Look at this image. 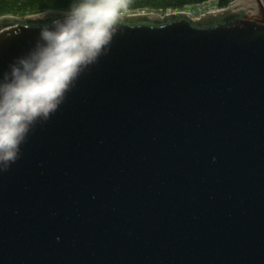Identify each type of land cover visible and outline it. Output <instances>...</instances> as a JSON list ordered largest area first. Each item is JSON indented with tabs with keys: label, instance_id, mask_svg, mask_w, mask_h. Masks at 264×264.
I'll list each match as a JSON object with an SVG mask.
<instances>
[{
	"label": "water",
	"instance_id": "obj_1",
	"mask_svg": "<svg viewBox=\"0 0 264 264\" xmlns=\"http://www.w3.org/2000/svg\"><path fill=\"white\" fill-rule=\"evenodd\" d=\"M64 13L0 18V70ZM115 28L0 172V264H264V0Z\"/></svg>",
	"mask_w": 264,
	"mask_h": 264
},
{
	"label": "clouds",
	"instance_id": "obj_2",
	"mask_svg": "<svg viewBox=\"0 0 264 264\" xmlns=\"http://www.w3.org/2000/svg\"><path fill=\"white\" fill-rule=\"evenodd\" d=\"M118 0H73L62 19L41 28L24 54L0 70V172L19 158L38 121L58 109L79 74L109 52Z\"/></svg>",
	"mask_w": 264,
	"mask_h": 264
},
{
	"label": "trees",
	"instance_id": "obj_3",
	"mask_svg": "<svg viewBox=\"0 0 264 264\" xmlns=\"http://www.w3.org/2000/svg\"><path fill=\"white\" fill-rule=\"evenodd\" d=\"M215 2L217 8H226L233 0H118L119 13L159 12L183 10L188 6ZM73 0H0V18H25L45 12H66Z\"/></svg>",
	"mask_w": 264,
	"mask_h": 264
},
{
	"label": "built area",
	"instance_id": "obj_4",
	"mask_svg": "<svg viewBox=\"0 0 264 264\" xmlns=\"http://www.w3.org/2000/svg\"><path fill=\"white\" fill-rule=\"evenodd\" d=\"M187 9L178 10V9H172L167 10L163 15H169V14H175V13H188L192 16L194 20H197L201 18L202 16L208 14V13H214L219 11L220 9L217 8L215 2L209 1L198 5L188 6Z\"/></svg>",
	"mask_w": 264,
	"mask_h": 264
},
{
	"label": "rangeland",
	"instance_id": "obj_5",
	"mask_svg": "<svg viewBox=\"0 0 264 264\" xmlns=\"http://www.w3.org/2000/svg\"><path fill=\"white\" fill-rule=\"evenodd\" d=\"M184 9H187V8H184ZM150 13H152V12H138V13H134V14H150ZM158 13V12H157ZM121 16H127V14H130V13H127V12H124V13H119ZM152 14H156V13H152ZM161 15V14H160Z\"/></svg>",
	"mask_w": 264,
	"mask_h": 264
}]
</instances>
